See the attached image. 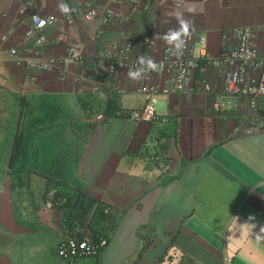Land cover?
Returning a JSON list of instances; mask_svg holds the SVG:
<instances>
[{"label": "crops", "instance_id": "1", "mask_svg": "<svg viewBox=\"0 0 264 264\" xmlns=\"http://www.w3.org/2000/svg\"><path fill=\"white\" fill-rule=\"evenodd\" d=\"M24 1L0 0V91L37 100L47 94L62 110L65 100L88 102L91 124L80 130L62 112L39 156L27 151L29 163L112 206L105 227L109 245L84 264H264V130L256 127L258 110L226 95L213 65L195 73L187 90L173 92L171 70L132 81L127 68L110 71L96 58L100 51L161 58L166 44L158 37L178 26L177 11L207 38L215 58L239 43L236 27H249L251 43L264 53V0H64L75 9L70 15L57 10V0H32L34 10L58 17L47 31L51 66L44 70L18 64L23 55L3 53L33 42ZM88 2L98 14L75 18ZM189 6L197 13L189 14ZM10 28L14 33L2 42ZM61 34L68 42L60 41ZM146 37L156 43L149 45ZM69 43L83 49V63L68 60ZM203 82L210 90L202 89ZM141 85L159 89L152 121L124 114L145 107ZM24 138L28 148L30 137ZM20 196L11 191V214L6 201L2 215L8 229L11 223V264H68L58 255L64 218L35 206L33 191Z\"/></svg>", "mask_w": 264, "mask_h": 264}, {"label": "built area", "instance_id": "2", "mask_svg": "<svg viewBox=\"0 0 264 264\" xmlns=\"http://www.w3.org/2000/svg\"><path fill=\"white\" fill-rule=\"evenodd\" d=\"M24 6L31 10V23L27 36L33 38V42L31 45L16 44L4 49L3 53L7 58L23 55L18 57L16 62L24 64L30 69H48L51 64L46 54L47 31L58 21V17L53 13L34 10L32 0H25ZM98 11L97 6L88 2L78 7L75 18L90 19L96 16ZM110 13L104 19L105 24L110 23ZM67 18L73 19L71 16H67ZM13 33L14 28L3 33L2 42H7ZM234 33L239 43L236 46L225 47L220 56L215 58L208 51L207 38L192 31L191 36L187 39L183 55H172L169 47L165 45L163 56L158 59L154 58L159 65H162L161 71L148 75H159L165 70H171L175 74L172 91L180 92L187 90L195 73L198 71L203 73L207 66H216L220 73L222 91L226 95L240 98L243 105L256 108L258 110L256 127L264 130V53H261L251 43L252 34L249 27H236ZM59 39L62 42H68L65 34H61ZM145 42L149 45L156 43L153 37H146ZM67 46L69 47L68 60L72 63H83L85 58L83 49L74 43H69ZM140 55L142 54L128 58L124 54L117 55L109 51H100L96 58L101 66L110 71L120 67L129 70L138 67ZM200 78L201 81L204 80L203 76ZM202 89L208 91L210 86L203 82ZM140 90L147 95L145 107L142 110H128L124 114L133 119L152 121L157 114L156 103L159 89L150 85H141ZM47 197L46 205L49 209L68 206V203L60 201L54 194H49ZM78 199L80 203L76 206V210L70 213L66 220L64 218V234L58 245L59 257L68 264H84L87 259L98 257L107 248L110 241V234L105 227L108 224L109 216L113 213L112 206L103 202L90 203L83 197ZM85 206H88L89 209L82 217L81 212Z\"/></svg>", "mask_w": 264, "mask_h": 264}, {"label": "rangeland", "instance_id": "3", "mask_svg": "<svg viewBox=\"0 0 264 264\" xmlns=\"http://www.w3.org/2000/svg\"><path fill=\"white\" fill-rule=\"evenodd\" d=\"M20 95L0 91V264H11V223L9 222L10 229H8L7 224L2 219V215L8 209L11 214V191L13 193H19L20 191L22 195L20 197H23V193L30 194V191H33V197H30L35 206H39L40 209L56 212L59 219L62 216L65 220L69 217L70 213L76 210V206L79 204H75L76 199L73 200L70 197L71 193L84 195L78 189L70 188L65 181L55 174L45 172L42 167L39 168L35 164L29 163L27 159L29 157L28 154L24 163L19 160L17 164L18 173L9 172L8 165L14 155L17 137L20 134L30 137L28 153L30 152L31 157L36 158L41 152V143H47V136L50 135V130L53 128L52 125L55 122H47L36 128L30 127L29 125L32 123L30 119L39 115V110L36 107L37 99L32 95H25L26 98ZM63 103L66 108L62 113V117L66 120L69 119L80 130L85 128L86 125L91 124L87 120V113H85L87 111L85 105L88 102H79L80 104H78L76 101L69 99L63 101ZM80 130L77 129L76 131ZM31 144L33 149L29 151ZM42 152L44 154L48 153L47 150L43 151V149ZM48 169L50 170L51 168ZM57 188H59V191H57ZM55 192H58L57 194L61 193L62 196L59 197V200L68 203V206L63 208L55 207V209L47 208L45 194L50 193L53 195ZM24 196L28 197L27 195ZM6 201H8V204ZM5 204L8 205V209ZM39 208L38 211L40 210Z\"/></svg>", "mask_w": 264, "mask_h": 264}, {"label": "clouds", "instance_id": "4", "mask_svg": "<svg viewBox=\"0 0 264 264\" xmlns=\"http://www.w3.org/2000/svg\"><path fill=\"white\" fill-rule=\"evenodd\" d=\"M57 10L64 15H70L75 11L64 0H57ZM187 12L189 14H196L197 8L195 6H189ZM175 19L178 26L168 29L167 32L158 38L165 42L172 55L182 56L186 48L187 39L191 36L195 25L192 20L179 11L175 13ZM161 69L162 65H159L151 55L145 56L142 54L138 57V67L129 69L127 77L132 81H140L147 78L149 73H158ZM254 219V217H250V220L254 221ZM252 227L255 228L257 225L253 224ZM259 232L264 233V226L259 227Z\"/></svg>", "mask_w": 264, "mask_h": 264}, {"label": "trees", "instance_id": "5", "mask_svg": "<svg viewBox=\"0 0 264 264\" xmlns=\"http://www.w3.org/2000/svg\"><path fill=\"white\" fill-rule=\"evenodd\" d=\"M23 98L26 97L23 96ZM36 107L39 110V115L30 119L32 122L31 126L34 128L46 122H54L64 110V109L62 110V107L58 102L53 100L51 96L47 94L42 95L41 98L39 97L36 103ZM24 139H25L24 134H20L17 137L14 147V155L8 165V170L10 173L15 174L19 172V170L17 169V164L19 160H21L23 163L26 161L28 148L26 147ZM70 197H72L73 200L76 199L75 204L80 203L78 197L79 198L83 197V199L87 200L90 203L99 202L89 197L87 198L85 195L82 196L80 193H71ZM88 209H89L88 206L84 207L83 211L81 212L82 217L86 215ZM99 211L101 210L99 209ZM111 222H113L112 226L114 227L115 225L114 220L113 221L111 220Z\"/></svg>", "mask_w": 264, "mask_h": 264}]
</instances>
